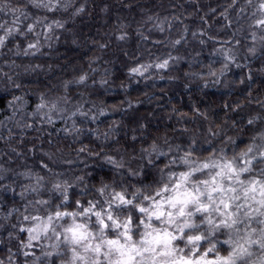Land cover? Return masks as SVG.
Masks as SVG:
<instances>
[{"label": "trees", "instance_id": "trees-1", "mask_svg": "<svg viewBox=\"0 0 264 264\" xmlns=\"http://www.w3.org/2000/svg\"><path fill=\"white\" fill-rule=\"evenodd\" d=\"M257 2L61 0L48 12L28 0H0L62 25L40 27L38 50L28 55L35 34L0 49V264H46L55 241L25 247L21 229L37 200L60 203L53 182L66 181L69 203L86 206L103 199L104 185L155 188L169 161L190 147L198 159L232 158L264 141V44L258 31L253 41L250 19ZM228 52L243 54L236 71L225 67ZM165 59L166 68L156 67ZM52 104L105 114L54 122L42 115Z\"/></svg>", "mask_w": 264, "mask_h": 264}, {"label": "snow or ice", "instance_id": "snow-or-ice-1", "mask_svg": "<svg viewBox=\"0 0 264 264\" xmlns=\"http://www.w3.org/2000/svg\"><path fill=\"white\" fill-rule=\"evenodd\" d=\"M247 2L252 6L253 0ZM28 3L48 12L61 6V0ZM5 12L12 18L0 21V49L14 36L35 34V43L24 50L28 55L29 49L38 50L40 27H62L59 21L49 24L47 17L33 19L23 9L0 6V15ZM250 19L253 41L258 31L264 44V0H258ZM167 66V59L156 65ZM196 153L190 147L169 161L155 188L109 191L104 185L98 189L103 199L86 206L69 203L66 181L53 182L51 192L60 194V203L37 200L36 212L23 217L29 223L21 229L29 234L25 247L41 237L54 240L51 251L44 252L46 264L57 259L61 264H264V144L232 158L221 153L198 159ZM108 162L123 167L111 158ZM42 180L37 178L34 191Z\"/></svg>", "mask_w": 264, "mask_h": 264}, {"label": "rangeland", "instance_id": "rangeland-1", "mask_svg": "<svg viewBox=\"0 0 264 264\" xmlns=\"http://www.w3.org/2000/svg\"><path fill=\"white\" fill-rule=\"evenodd\" d=\"M224 57L225 60L227 61L226 68L229 69L230 71H236L244 59L243 54L241 53L235 54L232 52L226 53ZM44 109L45 110L42 113V115L47 116L51 121L54 122L61 120L62 117L66 118V116L67 118H71V120H74L75 116L91 120L94 118L96 111H99L100 115H103V113L105 114V112L99 109L98 107L97 108L93 107L92 111H86L82 107H76L72 109L71 107H67L65 105L52 104L45 106ZM260 144H264V141H262ZM254 145H259V143H255ZM221 239H224V237H221ZM256 251L257 253H259V249H257ZM255 259H257V257H253V260Z\"/></svg>", "mask_w": 264, "mask_h": 264}]
</instances>
